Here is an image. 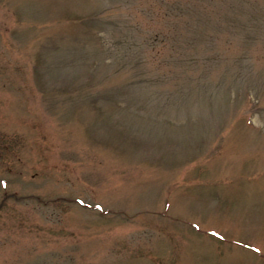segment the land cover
Segmentation results:
<instances>
[{"label":"rangeland","instance_id":"1","mask_svg":"<svg viewBox=\"0 0 264 264\" xmlns=\"http://www.w3.org/2000/svg\"><path fill=\"white\" fill-rule=\"evenodd\" d=\"M0 264H264V0H0Z\"/></svg>","mask_w":264,"mask_h":264}]
</instances>
